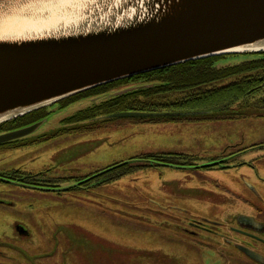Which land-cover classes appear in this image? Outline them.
<instances>
[{
    "label": "rangeland",
    "instance_id": "obj_1",
    "mask_svg": "<svg viewBox=\"0 0 264 264\" xmlns=\"http://www.w3.org/2000/svg\"><path fill=\"white\" fill-rule=\"evenodd\" d=\"M18 8L21 9L16 10ZM12 9L11 12L0 11V17L3 15L0 29L10 25L16 30L49 26L44 18V7H34V2ZM258 54L223 55L219 65L238 64L257 58ZM82 103L66 109L51 107L54 104L44 107H51L53 113L32 135L53 137L26 147L0 151V172L53 170L50 175L63 179L86 175L116 162L167 153L190 155L202 166L220 158L237 168L200 172L154 168L94 187L92 191L83 189L64 195L16 193L6 199L12 205L0 204V252L10 258L9 264H28L24 255L30 254L27 250L34 251L36 256L40 252L51 254L46 260L34 257L37 264H149L152 248L174 243L180 232L176 223L188 221L185 215L174 210L176 206L187 210L188 206L192 207V216H200L205 212L200 207L220 205L221 197L229 198L234 209L226 203L222 205H228L225 210L228 215L221 214L222 210L217 212V208L204 213L220 221L224 220V215H235L241 210L251 214H257L259 209L264 211V199L250 191L253 187L264 197V113L261 111H249L246 117L234 119L162 122L119 119L108 124L98 119L61 124V120ZM90 126L97 129L92 130ZM72 128L78 130L63 132ZM73 183L67 180L63 190L74 187ZM1 189L22 190L14 185ZM208 197L217 201L207 200ZM243 199L252 202L246 204ZM1 210L7 216H3ZM16 223L29 230V239L15 238ZM23 247L24 254L20 252ZM213 261L206 264H214Z\"/></svg>",
    "mask_w": 264,
    "mask_h": 264
},
{
    "label": "water",
    "instance_id": "obj_2",
    "mask_svg": "<svg viewBox=\"0 0 264 264\" xmlns=\"http://www.w3.org/2000/svg\"><path fill=\"white\" fill-rule=\"evenodd\" d=\"M30 2L44 7L49 26L0 29V123L141 74L264 52V0H0V11ZM46 122L1 134L0 144L28 137Z\"/></svg>",
    "mask_w": 264,
    "mask_h": 264
},
{
    "label": "flooded vegetation",
    "instance_id": "obj_3",
    "mask_svg": "<svg viewBox=\"0 0 264 264\" xmlns=\"http://www.w3.org/2000/svg\"><path fill=\"white\" fill-rule=\"evenodd\" d=\"M129 86L136 87L139 85L133 83L132 85ZM125 87L126 85L115 87L111 89L109 93L116 92L115 94H117L118 92H122L125 89L131 88V87L128 88ZM64 100L54 104L51 107L57 106L59 109H66L69 108L71 105L80 102L77 101L67 106L65 105ZM51 107L45 108V110L47 109L46 117L34 123L25 125L23 127L47 119L53 113V109H51ZM117 113H122V111L109 115L107 117L108 119L105 118L102 119V121H104L103 124H108L113 120L129 119V118L111 117ZM26 115L20 116L16 119H13L12 121L15 122L20 118H24ZM100 118L102 117H99L98 119ZM130 120H134V119H130ZM61 121H62L61 124L64 123L77 124L82 122H92L94 120H84L82 122H73V121L64 122V118H63ZM10 122L0 125V135L23 128V127H18L14 129H7L8 126L6 124ZM91 129L95 130L97 128L95 126H92ZM69 130L64 129L63 132H75L76 130H78V128H72ZM59 132L62 131L59 130ZM30 136L15 141L7 142L4 144H0V151H8L14 148L17 149L20 147H26L34 143L40 142L42 140H47L53 137L52 135L48 136L47 134L39 135V137H34V136L30 137ZM158 155L164 156V154H156L155 159L152 158L149 159L150 163L142 162L141 161L143 160L141 159L142 157L137 159H130L128 161L116 162L104 168L93 170L92 172L86 175L70 176L68 178H63V179L59 178L58 176L50 175V172H52L53 170H47L41 173L38 172L31 173L22 170H16L13 172H0V188H6L9 185H14L16 187H21L23 190V191L16 190L17 192H12L10 190L1 189L0 204L12 205L7 203L6 199L14 197L13 195L16 193H26V191L45 192V193L53 192L59 195H64L65 193L74 192L76 190H83V189L84 190L86 189L87 191H92L94 190V187L105 186L125 176L133 175L138 171H143L146 169L151 170L154 168L169 167L181 171L200 172L201 170L228 171L237 168L236 166H232L225 160H220V158L208 162L206 166H202L201 164L200 165L196 164V160H194L195 158H190L188 160L171 159V161H165L166 159L157 157ZM141 166H145L147 168L142 169ZM113 169H116L117 171L116 172L111 171ZM125 169H130L129 173L117 179L116 176H118V172H121L122 170ZM134 179H137V177H134ZM67 180H73L74 181L73 184L75 186L70 189L63 190V184L67 183ZM250 191L258 195L261 199H264V197L261 196L259 192H257L253 187L250 189ZM229 193L231 192L229 191ZM187 198L199 200V198L197 197H187ZM207 200L213 202L217 201L211 197H208ZM220 201H221L220 205L219 203L218 204L214 203V205L207 206L206 208L202 206L199 209L211 213L217 208V212L218 210H222L223 212L221 214L228 215V213H226L225 210L227 209L228 205L234 204L233 201L230 200L229 198H223V197H221ZM244 201L246 204L252 202V200H244ZM223 203H226L228 205L222 206ZM231 207L234 209L233 206ZM187 208L189 211L187 209H184L183 206L174 207V210L176 212H180V214L185 215L188 218L187 219L188 221L185 224L176 223L177 226H180V232L176 234V239H178V241H176L175 239L173 240L174 243H172L171 241L166 245L164 244L156 245L152 248L153 254L149 257L150 258L149 264H206L211 260H214L213 261L214 264H225V263L264 264V211L262 209H259L257 211L258 212L257 214H251L245 210H241L238 211L235 215H230V216L224 215L223 216L224 220L220 221L215 219V217L204 216L205 212L200 213L199 214L200 216H192V214H194L193 210L191 209L192 207L188 206ZM1 214L3 216H7V214L3 210H1ZM190 215L192 217H190ZM15 225H16L15 231L14 230L13 231L15 232L16 239L23 238L27 240L31 237V233L25 226L22 227L17 223ZM23 250H25L24 247L22 248V250H20V252L24 254ZM27 251L30 254L26 253L24 255L26 256L25 260L28 264H37L36 262L34 263L33 261V259H35L34 257H36L38 260H46L51 257V254H46V252H40L38 256H36L34 251L31 250H27ZM0 254H1L0 264H9L10 258L1 252Z\"/></svg>",
    "mask_w": 264,
    "mask_h": 264
},
{
    "label": "trees",
    "instance_id": "obj_4",
    "mask_svg": "<svg viewBox=\"0 0 264 264\" xmlns=\"http://www.w3.org/2000/svg\"><path fill=\"white\" fill-rule=\"evenodd\" d=\"M221 56L190 61L73 95L64 100L65 105L77 101L84 103L65 117L64 122L98 120L99 117L108 119L109 115L121 111L160 114L146 118H132L151 122L234 119L246 117L249 111L264 113V52L259 53L257 58L233 65H219L220 60L223 59ZM137 82L152 86L118 95L111 94L105 98L111 93H109L111 89L121 85H126L125 88L132 87L129 85ZM85 98L90 101H82V99L86 100ZM46 116L47 109H40L6 124L7 129L23 127ZM155 155H145L141 161L150 163L149 159H155ZM157 157L166 159L165 161L191 158L190 155L176 153ZM141 168L147 167L141 166ZM129 171L130 169H125L118 172L117 179Z\"/></svg>",
    "mask_w": 264,
    "mask_h": 264
}]
</instances>
